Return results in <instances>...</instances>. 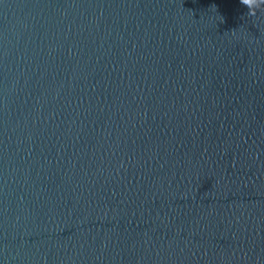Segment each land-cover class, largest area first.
Here are the masks:
<instances>
[{
  "label": "water",
  "instance_id": "obj_1",
  "mask_svg": "<svg viewBox=\"0 0 264 264\" xmlns=\"http://www.w3.org/2000/svg\"><path fill=\"white\" fill-rule=\"evenodd\" d=\"M0 0V264H264V5Z\"/></svg>",
  "mask_w": 264,
  "mask_h": 264
},
{
  "label": "clouds",
  "instance_id": "obj_2",
  "mask_svg": "<svg viewBox=\"0 0 264 264\" xmlns=\"http://www.w3.org/2000/svg\"><path fill=\"white\" fill-rule=\"evenodd\" d=\"M240 4L247 9L245 15L254 16L256 9L264 5V0H240Z\"/></svg>",
  "mask_w": 264,
  "mask_h": 264
}]
</instances>
